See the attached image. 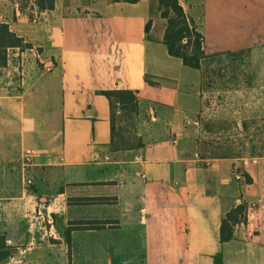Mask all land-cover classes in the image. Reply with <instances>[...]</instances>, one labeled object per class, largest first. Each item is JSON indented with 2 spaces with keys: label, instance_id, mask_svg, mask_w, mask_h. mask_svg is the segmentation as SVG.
<instances>
[{
  "label": "crops",
  "instance_id": "1",
  "mask_svg": "<svg viewBox=\"0 0 264 264\" xmlns=\"http://www.w3.org/2000/svg\"><path fill=\"white\" fill-rule=\"evenodd\" d=\"M34 1L0 0V23L31 50L9 49L0 68V235L11 251L0 264H213L218 253L264 264V157L201 159L184 141L200 73L168 55L151 1L54 0L43 12ZM178 2L207 54L264 46V0ZM106 90L137 93L142 148L111 151ZM87 198L115 201L77 202ZM240 204L252 218L221 244V220ZM97 221L111 224L67 239L72 223Z\"/></svg>",
  "mask_w": 264,
  "mask_h": 264
},
{
  "label": "trees",
  "instance_id": "2",
  "mask_svg": "<svg viewBox=\"0 0 264 264\" xmlns=\"http://www.w3.org/2000/svg\"><path fill=\"white\" fill-rule=\"evenodd\" d=\"M135 3L138 0H124ZM155 6L159 17L165 21V29L161 42L165 45L167 53L171 57L178 58L183 65L199 71L201 78V95L205 88L217 82V78L223 76L224 69L221 68L224 60L240 62L243 56L250 50L238 52H218L207 54L204 49V37L198 30L193 19L186 16L178 0H149ZM37 12L52 10L54 0H35ZM150 21L146 24L145 33L148 32ZM30 45L22 38L16 36L5 23H0V68L7 64V51L11 48L25 49ZM214 64L220 67L217 71ZM145 84L154 85L145 77ZM98 94L104 96L110 107V149L113 152L139 149L143 147L142 140L134 133L136 118L138 114L137 93L131 90H106ZM130 124V129L120 126L122 122ZM201 159L239 158L230 156L225 152H210L209 154L198 153ZM245 180L250 182L247 174ZM115 198H87L77 200L82 204H109ZM246 205L240 204L232 208L221 220L219 231V242L221 244L233 239V230L237 224L245 221ZM111 222H79L72 223L73 227L66 229L67 239L73 229L101 230L109 226ZM11 251L5 245L4 236L0 235V263L9 257ZM213 264H224L223 256L218 253L213 256Z\"/></svg>",
  "mask_w": 264,
  "mask_h": 264
},
{
  "label": "rangeland",
  "instance_id": "3",
  "mask_svg": "<svg viewBox=\"0 0 264 264\" xmlns=\"http://www.w3.org/2000/svg\"><path fill=\"white\" fill-rule=\"evenodd\" d=\"M152 21L161 28L155 7ZM221 68L223 76L203 90L201 111L186 123L184 141L202 154L225 152L247 161L264 157V46L251 49L240 62L224 60ZM136 120L139 136L144 127ZM120 126L131 130L126 121Z\"/></svg>",
  "mask_w": 264,
  "mask_h": 264
},
{
  "label": "built area",
  "instance_id": "4",
  "mask_svg": "<svg viewBox=\"0 0 264 264\" xmlns=\"http://www.w3.org/2000/svg\"><path fill=\"white\" fill-rule=\"evenodd\" d=\"M37 19L36 18H34L32 21L33 22H35ZM21 50V49H20ZM28 51H31V50H21V56H22V58H23V55H25V54H27V52ZM53 68L50 66V67H46V68H44V70H42V72L44 71V72H50L51 70H52ZM37 73H39V72H41L40 70H39V68H37V71H36ZM15 73H16V75H18L20 78H23L24 77V74L26 75V71L24 70V64H23V62H21L20 61V63L16 66V68H15ZM142 126L143 125V121L142 120H140V122H139V126ZM144 127V126H143ZM140 129H141V127H140ZM142 130V129H141ZM144 130V129H143ZM142 130V131H143ZM32 153L31 152H26V158H25V160H24V164H25V168H31L32 166H31V159H30V155H31ZM234 178H235V180H237V181H240V180H242V175L238 172V170L236 169L235 171H234ZM24 184L26 185V186H31V185H33V182H32V180L31 179H25L24 180ZM253 211H254V205H250V206H248V207H246V211H245V221L244 222H242L241 224H243V223H245V222H247V221H249L251 218H252V215H253Z\"/></svg>",
  "mask_w": 264,
  "mask_h": 264
}]
</instances>
